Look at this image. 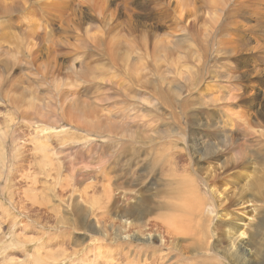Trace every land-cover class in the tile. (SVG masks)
I'll return each instance as SVG.
<instances>
[{
  "label": "rangeland",
  "instance_id": "1",
  "mask_svg": "<svg viewBox=\"0 0 264 264\" xmlns=\"http://www.w3.org/2000/svg\"><path fill=\"white\" fill-rule=\"evenodd\" d=\"M0 151V264H237L206 183L263 243L264 0H0ZM130 173L153 184L137 237L112 210L145 190L117 187ZM188 179L178 234L164 214Z\"/></svg>",
  "mask_w": 264,
  "mask_h": 264
},
{
  "label": "bare ground",
  "instance_id": "2",
  "mask_svg": "<svg viewBox=\"0 0 264 264\" xmlns=\"http://www.w3.org/2000/svg\"><path fill=\"white\" fill-rule=\"evenodd\" d=\"M181 3V2H180ZM189 3V2H188ZM192 3V2H191ZM4 5V4H3ZM182 7V6H180ZM197 15V14H196ZM214 24V23H213ZM34 34V33H33ZM183 46V45H182ZM159 47H156L155 46V49H158L159 50ZM162 47V46H161ZM161 51H163V47L160 48ZM157 50V51H158ZM165 50V49H164ZM171 50V49H170ZM169 50V51H170ZM167 51V49H166ZM29 53V51H28ZM194 56V55H193ZM87 57V56H86ZM138 64V63H137ZM134 66V65H133ZM132 66V67H133ZM135 66H136V62H135ZM138 66V65H137ZM136 68V67H134ZM133 68V70H135ZM138 68H136L135 71H133L134 73L137 71ZM106 70V69H105ZM132 70V68H131ZM103 72V71H102ZM107 72V71H106ZM139 72H143L142 70L138 71L137 73ZM104 73V72H103ZM108 73V72H107ZM100 74V73H99ZM102 74V73H101ZM114 74V73H113ZM131 75V74H130ZM138 75V74H137ZM132 76V75H131ZM130 76V77H131ZM135 76V75H134ZM104 77V76H103ZM142 77V76H141ZM195 79V78H194ZM209 93L206 92V95H208ZM143 95V94H142ZM205 95V96H206ZM212 95V94H211ZM215 96V95H214ZM213 96V97H214ZM211 97V98H213ZM207 98H209L208 96L206 97V101L208 100ZM215 98V97H214ZM216 98H218L220 100L219 97L216 96ZM215 98V101H211V102H216V104L219 102L218 99ZM149 99V98H148ZM227 99V98H226ZM211 100V99H210ZM214 100V99H213ZM217 100V101H216ZM203 102V101H202ZM210 102V103H211ZM208 103V102H206ZM79 104V103H78ZM85 104V103H84ZM213 104V103H212ZM91 108V107H89ZM88 109V108H87ZM82 110V109H81ZM91 110V109H90ZM89 110V111H90ZM94 111V110H93ZM150 120V119H149ZM145 123V122H144ZM149 123V122H148ZM86 124V123H85ZM108 124V123H107ZM111 124V123H110ZM118 124V123H117ZM145 125V124H144ZM60 127V126H59ZM121 127H119L120 129ZM137 128V127H136ZM122 129V128H121ZM114 130V129H113ZM88 131V130H87ZM167 133V132H166ZM165 133V134H166ZM256 133V132H255ZM254 131H253V134H255ZM262 135V134H261ZM118 137V136H116ZM121 137V136H120ZM122 138V137H121ZM122 142H123V139H121ZM190 142H193V139L192 141L190 140ZM197 142V141H196ZM128 143V142H127ZM148 143V142H147ZM226 143V142H225ZM126 142H123V144L120 146V149L122 148L123 152L126 153V155H130L131 153L133 152H130L127 148H129L128 146L126 147L125 146ZM194 144V142H193ZM197 144V143H196ZM38 148L42 151H48L47 147L46 146H39L37 145ZM197 146V145H196ZM214 146V145H213ZM126 147V148H125ZM3 150V149H2ZM135 150V149H134ZM194 150V149H193ZM213 150V149H212ZM36 151V150H35ZM206 151V150H205ZM1 152V151H0ZM6 152V151H5ZM120 153V152H119ZM194 153V152H193ZM204 153V152H203ZM201 153V152H196L194 153L197 157V162H202V163H212L215 159L219 158L216 154V152H210V153ZM123 154V153H122ZM121 154V155H122ZM139 154V153H138ZM44 157L42 158V160L44 162H48L49 160V155L48 154H44L43 155ZM120 156V155H119ZM126 158V156H125ZM132 158V157H130ZM191 158V157H190ZM127 159V158H126ZM133 159V158H132ZM240 159V158H239ZM144 161V160H143ZM125 162V161H124ZM128 162V161H127ZM134 162V161H133ZM139 164V163H138ZM125 165V164H124ZM144 165V164H143ZM216 165V164H215ZM131 166V165H129ZM133 166V165H132ZM135 166V165H134ZM219 166V165H217ZM100 167V166H99ZM222 167V166H221ZM142 168V167H141ZM140 168V169H141ZM144 168V167H143ZM226 168V167H225ZM129 169V168H128ZM132 169V168H131ZM133 170V169H132ZM212 170V168L210 169V171ZM219 170V169H217ZM100 171V170H98ZM135 171V169H134ZM208 174H209V170H207ZM214 171V170H213ZM79 172V171H78ZM77 172V173H78ZM93 172V170H92ZM143 172V171H142ZM206 172V171H205ZM221 172H222V169H221ZM80 173V172H79ZM96 173V172H95ZM196 173V171H195ZM214 173V172H213ZM223 173V172H222ZM221 173V174H222ZM76 173L72 172L71 173V176L73 178H75V175ZM88 174V173H87ZM102 174V172H101ZM132 173L130 174H118L116 175V178L117 180H119L118 184H117V187L118 188H121V189H125V188H130L131 189V184L134 183V179L137 180L140 184H141V187L142 186H145V190H140L139 188V191H135V189H133V193H135V195L132 197H128L125 198L124 197H118V201H116L114 207L112 208V210L115 211V216L118 217L120 220L121 219H124V223L126 224H130L127 223L128 221L127 220H130L131 222H134V223H137V227H138V230L136 231L137 234L135 235V237H137V235L141 234V230H145L146 229V222H147V217L152 213V209L153 207H151V191L153 189V184H149L145 182L146 180V177L145 176H142L143 174H141V176L139 175H131ZM211 174V173H210ZM70 175V174H69ZM84 177L86 176L85 175V172H84ZM174 175V174H173ZM199 175V174H198ZM212 175V174H211ZM226 175V174H225ZM77 176V175H76ZM93 176V175H92ZM214 176V175H212ZM219 176V175H217ZM223 176V174H222ZM105 177V176H103ZM129 177L131 178L130 181L129 180ZM142 177H145V178H142ZM211 177V176H210ZM228 177V176H227ZM222 178V177H221ZM226 178V177H225ZM183 179V178H182ZM186 179V178H185ZM208 179V178H206ZM213 179V177H212ZM218 179V178H217ZM216 179V180H217ZM224 179V178H223ZM214 180V179H213ZM220 180V179H219ZM135 181V182H137ZM191 181V180H190ZM189 179L187 180L186 182V186H187V192L186 191H183V192H186L187 194H183L181 197H179L181 200H182V203L180 204H177L178 203V199L176 201L175 204L177 205H174L172 202V207H171V203L170 206L168 207V209L170 210V212H168V214H164V217H165V220H166V223L169 225V228L172 229V230H175V232L177 231L178 234H180V230L182 228H184L185 226H187L190 222V218L189 216L193 213H195V210H196V206H197V203H198V200L197 198L199 196L198 195V192L199 190H194V187L193 184H192V181L190 182ZM221 181V180H220ZM226 181V179H225ZM230 181V180H229ZM66 182V181H65ZM228 182V181H227ZM197 183V182H196ZM143 184H146V185H143ZM192 184V186H191ZM207 186L210 188V193L212 194V203H218V208H219V211L217 212L219 214V216L217 217L216 216V220L218 222H222L223 223V227L221 228L220 225L218 226H215L213 228V236L215 237L218 233H221V236L223 237L224 241H225V246L223 247V252L224 255L228 258V259H232L230 260V262L232 263L233 261H236L237 264H246V263H250V261L252 262H255L254 260L259 261V264H264V250L262 249V245L264 244L263 243H260L259 246H255L254 245V235L252 233V231H249L247 232L246 230L243 229V226H241V221L240 219L238 218H231L229 217L230 216V210L228 207H225L223 206L224 204H221L222 201L225 199V195L228 191V189L226 190V188L224 190H222V192H219V190H217V188L215 187L214 183L213 184H209V183H206ZM135 185H137L135 183ZM185 185V184H184ZM241 185H246V184H241ZM125 187V188H124ZM176 187V185H175ZM238 187V186H237ZM105 188H107V186H105ZM182 188V187H181ZM207 188V187H206ZM239 190L238 191H235L233 192L232 194L234 196H237V199L234 201V205L237 206V207H243V205L245 203H247L248 200H246L245 202L244 201H241L243 199L244 194H245V187H242V186H239L238 187ZM179 189V188H178ZM184 189V188H183ZM198 189V188H197ZM118 190V189H117ZM207 190V189H206ZM104 193H105V197L106 195H108L107 191L108 190H103ZM106 191V192H105ZM226 192V193H225ZM111 193V192H110ZM112 194V193H111ZM175 194H177V192H175ZM182 194V193H181ZM222 194V195H221ZM120 195V194H119ZM178 195V194H177ZM209 195V194H208ZM220 196H223L222 197V201L220 200ZM176 197V196H175ZM28 198V197H27ZM174 198V196L172 197ZM171 198V199H172ZM177 198V197H176ZM110 199V198H109ZM175 199V198H174ZM173 199V200H174ZM179 199V200H180ZM113 200V199H112ZM205 200V199H204ZM253 200V199H252ZM172 201V200H171ZM204 201H202L203 203ZM107 203H108V198H107ZM174 205V206H173ZM213 205V204H212ZM235 207V208H237ZM73 209H76V208H73ZM79 209V208H78ZM111 210V209H110ZM202 210V209H201ZM234 211V209H232ZM81 211V210H80ZM78 212V211H77ZM74 213V212H73ZM80 213V214H79ZM77 213V217L78 219L80 220V218H82V213L79 212ZM172 213V214H170ZM159 215V214H158ZM76 217V218H77ZM191 217V216H190ZM200 217V216H199ZM75 218V217H74ZM197 218V217H196ZM83 219V218H82ZM81 219V220H82ZM164 219V218H163ZM223 219V220H221ZM77 220V219H76ZM162 220V219H161ZM192 220V219H191ZM85 221V220H84ZM75 225L77 226L78 223ZM74 225V226H75ZM73 226V225H72ZM253 226L255 227V230L256 231H262L264 233V223L261 219L257 220V224L254 223ZM78 227V226H77ZM76 227V228H77ZM193 227V226H192ZM198 227V226H197ZM79 228V227H78ZM87 228V227H86ZM194 228V227H193ZM75 229V228H74ZM81 229V228H80ZM84 229V228H83ZM187 229H188V226H187ZM192 229V228H191ZM96 230V229H95ZM92 231V230H91ZM189 232L190 231V226H189ZM195 231L194 229L192 230V232ZM215 231H220V232H215ZM99 232V231H98ZM113 232V231H112ZM191 232V233H192ZM102 233V232H101ZM122 233V232H121ZM125 233V231H124ZM200 233H201V230H200ZM204 233V232H203ZM262 233V234H263ZM100 234V233H98ZM115 234V233H114ZM183 234V233H182ZM187 234V233H186ZM210 234V233H209ZM176 236H178L177 234H175ZM261 235V234H260ZM122 236V235H121ZM182 236V235H181ZM210 236V235H209ZM258 236V234H257ZM147 238V241L150 243V240L151 238H148L149 236H145ZM246 238V240H244V238ZM139 238V237H138ZM158 238L159 241H161V238L159 237H156ZM216 238V237H215ZM209 239V238H208ZM145 241V240H144ZM157 241V240H156ZM262 239L259 241L261 242ZM147 242V243H148ZM207 242V240H206ZM258 242V241H257ZM256 243V242H255ZM161 244V243H160ZM219 244V243H218ZM216 244L215 246L216 247H219V245ZM254 245V249H253V246ZM258 245V244H257ZM210 248V247H208ZM218 262V261H217Z\"/></svg>",
  "mask_w": 264,
  "mask_h": 264
}]
</instances>
